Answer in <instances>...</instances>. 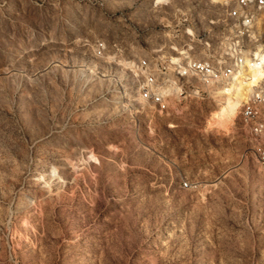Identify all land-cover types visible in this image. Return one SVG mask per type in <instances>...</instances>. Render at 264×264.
Listing matches in <instances>:
<instances>
[{
    "label": "rangeland",
    "instance_id": "obj_1",
    "mask_svg": "<svg viewBox=\"0 0 264 264\" xmlns=\"http://www.w3.org/2000/svg\"><path fill=\"white\" fill-rule=\"evenodd\" d=\"M223 5L0 0V264H264L242 108L220 131L225 87L185 77L163 115L138 92L146 57L220 56Z\"/></svg>",
    "mask_w": 264,
    "mask_h": 264
},
{
    "label": "built area",
    "instance_id": "obj_2",
    "mask_svg": "<svg viewBox=\"0 0 264 264\" xmlns=\"http://www.w3.org/2000/svg\"><path fill=\"white\" fill-rule=\"evenodd\" d=\"M223 6L226 17L221 21V35L230 29L234 36L227 40L218 58H193L183 65L172 62L171 65L167 59L156 62L146 57L140 60L139 96L159 114L169 112L172 97H182L187 93L183 83L185 77H196L208 88H228L247 61L256 63V50L264 49V19L259 24L264 14V0H224ZM100 47L105 48L103 43ZM172 66L173 76L169 71ZM241 115L258 158L264 165V80L242 107ZM188 186V183L184 184V187Z\"/></svg>",
    "mask_w": 264,
    "mask_h": 264
},
{
    "label": "bare ground",
    "instance_id": "obj_3",
    "mask_svg": "<svg viewBox=\"0 0 264 264\" xmlns=\"http://www.w3.org/2000/svg\"><path fill=\"white\" fill-rule=\"evenodd\" d=\"M224 0H212L220 3ZM264 15V14H263ZM264 16L262 17V19ZM261 19V18H260ZM261 19V20H262ZM255 62L247 61L241 70L236 73L230 87L223 88L218 92L221 105L219 110L211 115L209 126L220 131H226L238 114V111L248 102L250 95L264 80V49L255 52Z\"/></svg>",
    "mask_w": 264,
    "mask_h": 264
}]
</instances>
